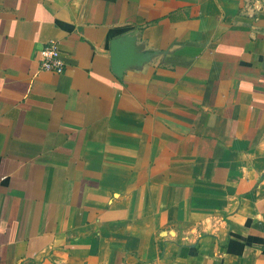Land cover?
Instances as JSON below:
<instances>
[{
  "label": "crops",
  "instance_id": "obj_1",
  "mask_svg": "<svg viewBox=\"0 0 264 264\" xmlns=\"http://www.w3.org/2000/svg\"><path fill=\"white\" fill-rule=\"evenodd\" d=\"M0 264H264V0H0Z\"/></svg>",
  "mask_w": 264,
  "mask_h": 264
},
{
  "label": "built area",
  "instance_id": "obj_2",
  "mask_svg": "<svg viewBox=\"0 0 264 264\" xmlns=\"http://www.w3.org/2000/svg\"><path fill=\"white\" fill-rule=\"evenodd\" d=\"M58 41L49 38L39 47L37 58L41 69L60 73L63 69V61L59 54Z\"/></svg>",
  "mask_w": 264,
  "mask_h": 264
}]
</instances>
